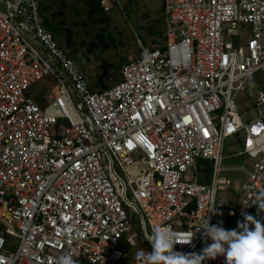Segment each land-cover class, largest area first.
I'll return each mask as SVG.
<instances>
[{
    "label": "built area",
    "instance_id": "obj_1",
    "mask_svg": "<svg viewBox=\"0 0 264 264\" xmlns=\"http://www.w3.org/2000/svg\"><path fill=\"white\" fill-rule=\"evenodd\" d=\"M98 1L105 13L122 5ZM163 13L165 43L94 90L45 26L40 0H0V264L65 254L145 264L156 225L181 240L195 233L174 251L196 253L205 247L196 229L214 225L220 192H236L242 214L256 208L264 88L250 93L255 120H244L237 97L264 78V0H164ZM47 77L54 84L37 102L29 91ZM228 140L241 145V168L224 167Z\"/></svg>",
    "mask_w": 264,
    "mask_h": 264
},
{
    "label": "rangeland",
    "instance_id": "obj_2",
    "mask_svg": "<svg viewBox=\"0 0 264 264\" xmlns=\"http://www.w3.org/2000/svg\"><path fill=\"white\" fill-rule=\"evenodd\" d=\"M68 7L55 3L53 10L43 11L44 16L51 17L56 12V29L52 32L59 44L78 64L89 81L91 88L112 86L118 81L122 66L140 57L143 49L150 50L163 45L165 34V18L163 0H121V6H116L107 14L105 21L91 22L87 8L81 0H66ZM5 9L4 5L2 6ZM53 26V25H52ZM61 28V30H57ZM54 84L52 77L33 86L29 96L41 102L43 96ZM257 85L264 88V78L258 75L254 84L237 97L239 111L245 121L258 118V110L250 93L257 91ZM240 144L228 140L225 146V168H241L246 159L234 156L240 149ZM250 166V163H247ZM247 165V167H248ZM226 177L244 181V173L226 172ZM235 200L230 192H220L218 202L235 207ZM12 249L18 241L8 238Z\"/></svg>",
    "mask_w": 264,
    "mask_h": 264
},
{
    "label": "clouds",
    "instance_id": "obj_3",
    "mask_svg": "<svg viewBox=\"0 0 264 264\" xmlns=\"http://www.w3.org/2000/svg\"><path fill=\"white\" fill-rule=\"evenodd\" d=\"M258 214L264 212V193L257 196ZM210 212H215L213 207ZM243 221H238V230H225L222 222L212 225L206 219L203 225L205 247L200 253L185 254L174 251L176 244H191L195 233L181 240L173 228L156 225L151 233H146V239L151 245V252L146 253L145 264H205L206 261L218 256L226 258V264H264V221L243 213ZM212 243H207L208 240ZM56 264H77L70 254L60 256Z\"/></svg>",
    "mask_w": 264,
    "mask_h": 264
},
{
    "label": "trees",
    "instance_id": "obj_4",
    "mask_svg": "<svg viewBox=\"0 0 264 264\" xmlns=\"http://www.w3.org/2000/svg\"><path fill=\"white\" fill-rule=\"evenodd\" d=\"M81 1L84 3L85 7L87 8L88 17L91 22L95 23V22L106 20L107 14L109 13H105L103 11V9L100 6V2L98 0H81ZM57 2H59L62 7L68 6V3L66 0H40L42 15L44 18V24L47 27V29L51 32L55 28L52 27L53 23L48 19V17L44 16L43 11L47 10L48 8L53 7V5ZM57 30H61V28ZM164 41H165V34H164ZM159 46H162V45H159ZM118 77H119L118 78V81H119L120 73L118 74ZM110 87L111 85L101 88L100 90H105ZM230 193H232V196L235 199L232 202L235 205V207L229 208V207H226L228 206V204L226 203L221 204L220 202H217L215 212L219 214L214 215V225H219L222 222V227L225 230H238V221L242 222L244 217H243V214L239 212V207H238L239 195H237L236 192H233V191H231ZM249 215L255 217L258 220L264 221V212H260L258 214L257 208H255ZM203 248L204 247H200V249L196 253H200Z\"/></svg>",
    "mask_w": 264,
    "mask_h": 264
},
{
    "label": "crops",
    "instance_id": "obj_5",
    "mask_svg": "<svg viewBox=\"0 0 264 264\" xmlns=\"http://www.w3.org/2000/svg\"><path fill=\"white\" fill-rule=\"evenodd\" d=\"M49 3H51V2H49ZM163 3H164V0H163ZM54 6V5H53ZM68 7V6H67ZM50 9H52L53 10V7H51ZM52 16L51 17H48V19L53 23V28H55L56 29V27H57V23H56V17H57V14H56V12H52V14H51ZM58 28V27H57ZM94 90H98V88H93Z\"/></svg>",
    "mask_w": 264,
    "mask_h": 264
}]
</instances>
